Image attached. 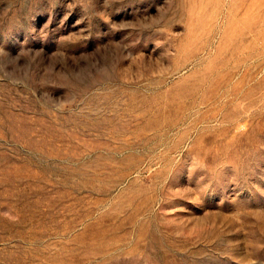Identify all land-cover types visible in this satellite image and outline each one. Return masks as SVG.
<instances>
[{
  "label": "rangeland",
  "instance_id": "rangeland-1",
  "mask_svg": "<svg viewBox=\"0 0 264 264\" xmlns=\"http://www.w3.org/2000/svg\"><path fill=\"white\" fill-rule=\"evenodd\" d=\"M0 264H264V0H0Z\"/></svg>",
  "mask_w": 264,
  "mask_h": 264
}]
</instances>
